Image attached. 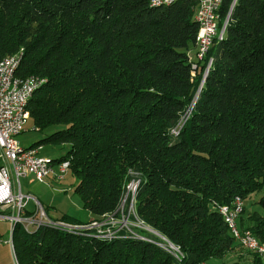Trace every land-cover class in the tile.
<instances>
[{
    "label": "trees",
    "instance_id": "obj_1",
    "mask_svg": "<svg viewBox=\"0 0 264 264\" xmlns=\"http://www.w3.org/2000/svg\"><path fill=\"white\" fill-rule=\"evenodd\" d=\"M233 2L219 9L223 37L199 59L195 0H0V60L22 50L17 75L47 79L27 112L36 130L55 131L31 147L69 145L52 163L70 161L94 218L141 178L136 216L184 253L18 222L20 264H207L242 249L219 206L255 193L262 210L244 203L238 222L264 243V0Z\"/></svg>",
    "mask_w": 264,
    "mask_h": 264
},
{
    "label": "built area",
    "instance_id": "obj_2",
    "mask_svg": "<svg viewBox=\"0 0 264 264\" xmlns=\"http://www.w3.org/2000/svg\"><path fill=\"white\" fill-rule=\"evenodd\" d=\"M155 1L167 2L169 0H151V6ZM236 1V0H235ZM220 0H197L194 8H198V23L196 35V57L202 59L206 55L207 43L224 34L227 21L219 26L218 3ZM17 54V52H16ZM210 58L208 65H211ZM14 56L0 60V218L12 222H21L26 228L41 224L59 225L61 230L86 229L99 233V239L114 237L115 234H129L148 236V242L156 244V241H166L169 247L177 252L180 247L169 244V239L160 232H150L148 224L141 222L136 216L135 201L132 190H138L136 184H128V197L124 203H120L115 212L107 213L101 218H93L84 223H70L50 216L46 208L35 199V209L28 210L27 205L34 197L23 194L20 188V178L33 175L37 180L43 181L51 177L57 181L65 178L69 172L70 161L62 160L55 164L60 165V172L47 173L42 170L41 146L25 147L17 136L25 129L27 114L19 113L21 100L30 93L31 86L41 76L32 74L28 85H21V78L15 79V84H8V76H12ZM194 67L197 64L194 63ZM180 127H176L175 133L179 134ZM17 183L19 188H17ZM245 201L236 196L230 204L220 205L219 211L227 218L230 232L235 233V240L244 250L264 258V243L249 229H242L239 225V216L243 212ZM35 212L32 214V212ZM28 212L30 214H28ZM2 240H0V243ZM8 243V240L6 241ZM14 264V263H13Z\"/></svg>",
    "mask_w": 264,
    "mask_h": 264
},
{
    "label": "rangeland",
    "instance_id": "obj_3",
    "mask_svg": "<svg viewBox=\"0 0 264 264\" xmlns=\"http://www.w3.org/2000/svg\"><path fill=\"white\" fill-rule=\"evenodd\" d=\"M190 54L195 56L193 49L190 50ZM29 116V115H28ZM25 129L17 136L20 143L29 147L34 142L44 138L46 135L51 134L55 131V128L46 130L45 132H40L35 129L32 120H27ZM43 149L40 154L45 156L48 159H57L65 155L69 150V145H44L41 146ZM77 179L72 173L68 172L65 178L61 181L51 179V177L46 178L43 181L37 180L33 175L23 176L20 178V188L23 194L32 195L34 198L31 199L27 205L28 210L35 209V199L43 204L44 207L49 208L50 214L53 217L58 218L64 214H68L71 217L81 219L82 221H88L94 218V215L88 210L85 209L82 205V201L78 194L75 193L74 189L77 185ZM17 188L19 185L17 183ZM261 193H255L251 195L250 198L245 200V205L247 209L250 210H262L259 204L254 202L259 199ZM35 210L32 212V214ZM15 224H12L9 220L0 218V251L3 252V257L6 256L7 261L13 263L12 250L10 244L6 241L13 239V228ZM10 250V253H9ZM5 252V254H4ZM251 254L248 251L237 248L235 251L229 253L223 259H210L207 264H229L233 260H241L246 262L248 257L251 258ZM4 259V258H3ZM244 264V263H243ZM248 264V263H245Z\"/></svg>",
    "mask_w": 264,
    "mask_h": 264
},
{
    "label": "bare ground",
    "instance_id": "obj_4",
    "mask_svg": "<svg viewBox=\"0 0 264 264\" xmlns=\"http://www.w3.org/2000/svg\"><path fill=\"white\" fill-rule=\"evenodd\" d=\"M176 1H178V0H169V1L164 2V3H163V1H155V6L170 5V4L175 3ZM195 1L197 2V0H195ZM223 2H224V0H220V2L218 3V11H219L220 7L222 6ZM197 16H198V8H195V18ZM223 35L224 34H221V35H219L217 37L221 39L223 37ZM212 43H207L206 53L211 48ZM12 56H14V64L12 65V76H8V84H15V79L21 78V85H28L29 78H31L32 75L27 76V77H20V76L17 75V69L19 68V65H20V62H21V59H22V56H23V51L21 50L20 52H17V54H14V55H11V56H6L5 58L12 57ZM5 58H3V59H5ZM211 63H212V60H211ZM210 66L211 65H207V70L209 69ZM46 82H47V79L45 77H41L35 84H33L31 86L30 93L27 94L24 97L23 100H21V104L19 105V113H28L27 112V106H28L29 100L31 99V97L33 96L35 91L37 89H39L42 85H44ZM28 117L29 116L27 114V120H28ZM52 162H55V161H53L51 159H48L45 156H42V170L47 172V173L60 172V165L58 164V166H54L56 164H54ZM128 182H129L128 184H134L135 183L136 186H139L142 181H141V178L134 177ZM125 189H126V192L124 194V197H123L121 203H124L125 199L128 197V186H126ZM136 194H137V190H132V197H133V201H135V203H136ZM243 205H244V203H243ZM136 209L137 208L135 206V211H137ZM16 223H18V222H12L11 226H12V224H16ZM41 225H49V226L60 228L59 225H52V224H41ZM148 228H149L150 232H157L153 228H150L149 226H148ZM66 231L72 232V234L75 233V234H78V235L92 236V237H98L99 238V233H95L94 231H90V230H86V229H67ZM232 234L235 237V233L232 232ZM117 237H131V238H136L138 240H142V241L148 242V236H143V235H131V236H129V234H115L114 237H107V239L108 240H113L114 238H117ZM8 243L10 244V246L12 248V251H13L14 264H20V262L18 261L16 252H15V246H14V242H13L12 237L8 241ZM169 244L174 246V247H177L170 240H169ZM156 245L159 246L160 248L166 250L168 253H170L172 256H174V258H176L177 260H179V261L183 260L184 253L180 249L177 252L173 251L169 247V245L167 244L166 241H156ZM248 251H251V250H248Z\"/></svg>",
    "mask_w": 264,
    "mask_h": 264
},
{
    "label": "crops",
    "instance_id": "obj_5",
    "mask_svg": "<svg viewBox=\"0 0 264 264\" xmlns=\"http://www.w3.org/2000/svg\"><path fill=\"white\" fill-rule=\"evenodd\" d=\"M195 52V51H194ZM42 149H43V147H41ZM42 149H40V152H41V150ZM45 157H46V155H45ZM51 179H53V178H51ZM51 215V214H50ZM9 241V240H8ZM9 244V243H8ZM11 250H12V248H11ZM16 252V251H15ZM9 253H10V250H9ZM3 252L2 251H0V264H13L14 263V257H13V251H12V258H13V263L11 262L10 263V261L8 260L7 261V258H6V256L5 257H3ZM4 254H5V252H4ZM4 258V259H3ZM251 262V258L250 257H248V260L246 261V263H250Z\"/></svg>",
    "mask_w": 264,
    "mask_h": 264
},
{
    "label": "water",
    "instance_id": "obj_6",
    "mask_svg": "<svg viewBox=\"0 0 264 264\" xmlns=\"http://www.w3.org/2000/svg\"><path fill=\"white\" fill-rule=\"evenodd\" d=\"M234 2H235V0H234ZM234 2H233V5H234Z\"/></svg>",
    "mask_w": 264,
    "mask_h": 264
}]
</instances>
